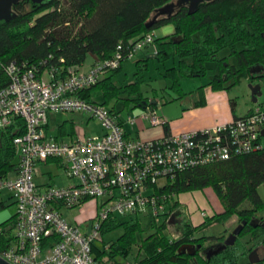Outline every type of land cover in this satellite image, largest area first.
I'll list each match as a JSON object with an SVG mask.
<instances>
[{"label":"trees","instance_id":"trees-1","mask_svg":"<svg viewBox=\"0 0 264 264\" xmlns=\"http://www.w3.org/2000/svg\"><path fill=\"white\" fill-rule=\"evenodd\" d=\"M175 1L49 0L43 5L20 1L13 7L17 16L8 22L0 21V89L9 83L4 67L11 62L35 67L38 75L53 69L60 71V67H79L88 56L95 59V64L111 58L119 44L165 27H171V32L155 37L154 53L144 54L137 61L130 83L118 85L114 81L124 62L79 96L116 115L119 112L114 106L108 108L107 105L117 100H123L126 107L132 105L133 109L154 110V104L143 90L151 58L160 63L173 60L174 65L166 71V77L171 80L169 88L177 94V100L187 95L180 79L205 77L207 64L211 62L218 64V73L209 83L215 90L227 83L232 87L243 78L253 81L258 74L264 75V0H210L199 4L193 14H188L187 7L181 6L170 16H161L146 27L160 8ZM224 50H228L229 55L219 58ZM227 57L233 58V63ZM255 68H260L261 72L253 73ZM231 106L234 108L233 101ZM17 123L23 131V121L19 119ZM18 134L12 127L0 132V179L16 171L13 139ZM261 185H264V147L227 161L180 172L168 185V191L179 196L210 188L223 207L222 213L206 217L198 226L187 219L179 220L180 237L176 240L164 234L165 217L158 227L154 219L150 228L155 231L144 236L141 218L146 216L143 213L124 216L123 221L119 219L122 216H109L100 227L101 248L93 246L94 259L98 264H126L133 246L138 245V251L144 255L136 264H239L251 251L247 243H242L243 238L249 236L251 242L262 239L260 244L264 248V221L262 217L256 220L257 213L264 214L258 193ZM245 203L250 207L242 208ZM179 205L175 201L172 209L179 210ZM176 215L180 216L181 212ZM233 216L240 221V231L233 242L223 244L222 238L216 236L194 237L199 228L224 224ZM14 218L15 213L1 226L10 225ZM118 228L123 229V234L116 241L106 243L104 236ZM9 238L0 236V253L6 249ZM55 240L53 236L45 244ZM206 242L218 243L222 248L205 255ZM258 264H264V253Z\"/></svg>","mask_w":264,"mask_h":264},{"label":"built area","instance_id":"built-area-1","mask_svg":"<svg viewBox=\"0 0 264 264\" xmlns=\"http://www.w3.org/2000/svg\"><path fill=\"white\" fill-rule=\"evenodd\" d=\"M155 37L154 31L119 44L111 58L87 70L82 65L60 67V71L38 75L35 67L25 63L11 62L4 67L9 83L0 89V132L9 127L19 131L13 139L15 174L0 179V193H8L16 208L12 223L0 227V236L10 237L0 253L8 263L98 264L93 246L101 242L100 227L109 216L143 213L155 220L167 218L178 201V195L167 190L177 174L264 147V106L257 103L247 115L225 124L142 141L126 135L119 115L79 96L152 47ZM61 71H65L63 76ZM57 113L96 119L104 134L70 142L54 139L47 126L49 115ZM140 118L153 126L163 124L150 108ZM127 122L134 124L135 119ZM51 159L59 161L66 176L76 182L40 189L35 183L38 164ZM88 200L96 201L99 210L88 231H83L66 221L60 209H79ZM53 236L57 240L45 244Z\"/></svg>","mask_w":264,"mask_h":264},{"label":"rangeland","instance_id":"rangeland-1","mask_svg":"<svg viewBox=\"0 0 264 264\" xmlns=\"http://www.w3.org/2000/svg\"><path fill=\"white\" fill-rule=\"evenodd\" d=\"M172 30L171 27H165V28H159L155 30L157 37H164L165 35L169 34V32ZM229 51L224 50L219 54V58H222L224 56H228ZM143 56V52L137 54L135 58L131 61H127L123 64L122 70L118 72L114 78V81L119 84H128L132 81L133 74L136 70V63L138 60H140ZM230 63H233V58L227 57ZM174 62L173 60H168L165 63H160L156 59L151 58L148 62V70L145 72V83L143 85L144 94L149 97L150 99L154 98L153 93L156 92V97L159 102L161 101V104H163L165 107L171 106L176 107L173 102H176L177 94L173 92L169 87L171 86V80L170 78L166 77V71L173 67ZM207 75L202 78H181L180 79V85L185 93H191V92H197L199 88H202L210 83V81L214 78L215 75L218 73V64L217 62H211L207 64ZM259 82L256 80L250 81L249 79H241L236 85L232 87H228V84L226 86L227 90L230 92L233 101L237 104V114L238 115H244L246 114L248 108L254 105L251 93L249 89V85H256ZM154 91V92H153ZM176 99V100H175ZM180 100V99H179ZM178 101V100H177ZM170 103V104H168ZM158 109L163 108L160 103H158ZM167 104V105H166ZM257 104L264 106V91L261 97L258 98ZM114 106L115 110L120 112V115L122 119H127L129 116L136 117L140 110L139 108H132V105H129L126 107L124 105L123 100H117L110 102L107 107ZM168 108V109H171ZM86 116H83L79 113H57L50 115L48 118L49 125L53 131L51 132L52 136H58V126L62 123H65V135H61L60 139L66 141H70V136L74 140L86 136H95V135H103L104 131L101 127V124L96 119H89ZM125 129L128 132H132L130 130V127L127 125L125 126ZM264 142V138L262 139ZM42 170V177L38 179V182H47L49 181V173L48 171L54 172V181L56 185L62 184L64 180L59 175V173L62 172L59 169H56L55 166H50L49 168H43ZM59 170V171H58ZM208 189V188H207ZM203 190V194H199L200 199L196 201L190 200V195L193 197L195 194L186 193L179 197V200L183 202L184 205H179V210L175 209L173 213L167 216L166 219V229L164 231V234L167 238L176 240L180 237L179 230H178V224L177 222L181 219H187L192 224H198L205 222V218L203 219L201 213H207L210 216L218 215L222 213L223 207L220 203V205L216 206L215 197L212 193L209 192V190ZM210 189V188H209ZM212 191V189H210ZM213 192V191H212ZM258 193L260 195V198L264 204V185H261L258 189ZM2 197L6 202H9L10 199L8 197V193L4 192L1 193ZM205 197H204V196ZM202 198V199H201ZM94 201V200H92ZM96 202V201H94ZM93 202V203H94ZM98 208L95 207L93 210H99V204H97ZM250 207L249 204L245 203L242 208H248ZM9 209V208H8ZM93 210L91 211V208L88 206L83 209H74V210H68L66 208H61L60 213L62 214L63 218L71 223L77 224L81 227V229L84 231L86 229V224L91 222L89 215H93ZM98 212V211H97ZM177 212H181L180 216H177ZM96 214V213H94ZM257 219L259 220L262 217V220L264 221V214L257 213L256 215ZM87 218V219H86ZM120 221L125 220L124 217L119 218ZM192 219V221H191ZM154 218L152 216L149 217H143L141 218V227L143 230V235L150 234L155 229L151 230L150 225L153 223ZM173 221L174 224H170V222ZM164 222V218L160 217L155 220L156 227L161 226ZM200 225V224H199ZM213 225V224H210ZM195 226V225H194ZM240 226V221L237 216L231 217L226 223L224 224H216L213 226H210L209 228H204L197 230L194 233V237L198 238L201 236H216L221 237L222 240L220 241L223 244H227L228 242L232 241L234 237V232L237 230V228ZM123 234V229L118 228L116 230H113L109 233H107L104 236V241L106 243H109L111 241H116L121 235ZM243 241H246L244 239ZM219 242V243H220ZM225 242V243H224ZM253 242L247 243V247H252ZM213 245V246H212ZM220 244L215 243L211 244L210 242H206L204 244V249H208L210 247H213V249H216V247H219ZM254 245V244H253ZM97 248H101L102 242L96 243ZM254 248V247H253ZM251 249V248H250ZM139 246L134 245L131 251V254L128 258V262L132 264H136V260L143 257V252L139 253ZM139 253V254H138ZM249 253V251L247 252ZM261 251L259 250V254ZM243 262V260H242Z\"/></svg>","mask_w":264,"mask_h":264},{"label":"crops","instance_id":"crops-1","mask_svg":"<svg viewBox=\"0 0 264 264\" xmlns=\"http://www.w3.org/2000/svg\"><path fill=\"white\" fill-rule=\"evenodd\" d=\"M155 34H156V32H155ZM143 55H144V53H143ZM94 60L95 59L93 57L88 56L85 63L82 65L83 69H85V70L89 69L94 64V62H95ZM227 84L229 85L230 83H227ZM227 84H224L222 89H217V90L213 89L212 86L210 84H208L202 88H199L200 90L198 89L197 92H191L190 94L187 93V95L184 98H182L178 101L176 100V102H173V104L176 105V107H173V109L171 108V106H173V105H169V107H165L163 104H161V101L159 102V100H157V97H155L154 99L149 98L150 102L152 104H154V106H155L154 110H155L157 116L160 117V119L163 121V124L158 125V126H153L149 123V121L142 120L140 118V114L144 110L141 109L139 114L136 117L129 116L125 120L122 119L120 112H119V117H120V120L122 122L123 129L129 138L134 139V140L147 141V140L158 139V138L167 136L169 134H179V133H183V132L196 131V130H202L205 128L214 127L216 125L228 123V122L232 121L234 118L243 117V116L247 115L249 113L250 109L252 108V106L250 108H248L246 114L238 115L237 114V104H236V102L233 101V98H232L230 92L227 90V88H226ZM231 101L234 102V108H232V106H231ZM158 103H160L164 107L161 109H158V105H159ZM168 104H170V103H168ZM168 108H171V109H168ZM50 115H53V114H50ZM83 116H85V115H83ZM87 118H88L87 120L90 119L89 117H87ZM129 118L135 119L134 124H130L127 122ZM126 125L128 127H130V130L132 132H128L125 129ZM58 128H59L58 129V131H59L58 136H52L51 132L53 131V129H51V127L49 125V121H48V126H47L48 135L54 139L64 141V140L60 139V136L65 135V133H67L65 131V123L60 124L58 126ZM262 137L264 138V136H262ZM70 139H71L70 141H74L72 136H70ZM70 141H66V142H70ZM50 166H55L56 169H59L60 171L62 170V172L59 173V175L64 180V182L62 184L56 185V183L54 181V179H55L54 174L55 173L50 171V170L48 171L49 181H47V182H44V181L38 182L37 181L38 179H40L42 177L41 167L49 168ZM14 174L15 173H13L12 175H14ZM75 182L76 181L74 179H70L66 176L63 166L57 160L51 159L45 163H39L38 164V175L35 177V183L40 187V189H44L50 185H52V186H67L70 184H74ZM207 190H209V192L212 193L213 196L215 197V201H216L215 205L216 206L220 205V202L217 199V197L215 196L214 192L210 191L209 188ZM2 193H4V192H2ZM190 193L192 195L195 194V196L192 197L190 195V197H189L191 202H192L193 200L196 201V200L200 199L199 194H201V193L203 194V191H195V192H190ZM184 194H186V193H184ZM181 195H183V194H180L178 196V202H179V204L184 205L183 202L179 200V197ZM8 197H9L10 201L6 202L4 200V198L2 197V195H0V226L8 223L7 221L15 213L16 208H15L14 200L11 198V196L9 194H8ZM93 202L94 201H92V200H88L79 209H83V208L88 206L89 208H91V211H92L93 209H95V207L98 208V206H97L98 203H96V202L93 203ZM97 211H98V209L96 211L93 210V212H91V213H93V215H89V217H88V218H90V221H92L95 218ZM94 213H96V214H94ZM201 215H202L203 219L210 216L207 213H204V214L201 213ZM191 221H192V219H191ZM69 223H71V222H69ZM201 223H198V224L193 223V225L198 226ZM71 224H74V223H71ZM90 225H91V222L87 223L86 229L84 231H88V228L90 227ZM7 226H9V224H7L5 227H7ZM1 227H3V226H1Z\"/></svg>","mask_w":264,"mask_h":264},{"label":"water","instance_id":"water-1","mask_svg":"<svg viewBox=\"0 0 264 264\" xmlns=\"http://www.w3.org/2000/svg\"><path fill=\"white\" fill-rule=\"evenodd\" d=\"M22 0H0V21H10L14 19L17 15L13 11V7L19 3ZM34 4L43 5L49 0H30ZM205 1L210 0H176L175 2L168 4L162 8H160L155 15L153 16V19L146 25V27L152 26V24L161 16H170L176 8H180L181 6H187L188 14H193L197 11L199 4ZM155 49L153 47L148 48L143 53L144 54H151L154 53ZM253 73L255 72H261L260 68H255L252 70ZM260 79H264V75L260 77ZM249 89L251 92V98L253 103H257V100L259 97L262 96L264 91V81L262 83H258L256 85H249ZM262 136H264V130L261 133ZM170 224H174L173 221L170 222ZM240 227L237 228V230L234 232V237L239 234ZM233 237V238H234ZM0 264H10L7 261H5L0 256Z\"/></svg>","mask_w":264,"mask_h":264},{"label":"flooded vegetation","instance_id":"flooded-vegetation-1","mask_svg":"<svg viewBox=\"0 0 264 264\" xmlns=\"http://www.w3.org/2000/svg\"><path fill=\"white\" fill-rule=\"evenodd\" d=\"M261 76H263V75L262 74H258V78L255 79L259 83H262L264 81V79H260ZM244 239H246V241H243ZM233 240H234V238L232 239V241H230L228 243L233 242ZM241 241H242V243H249V242H251L249 236L243 238ZM261 241H262V239L261 240H258L256 242H253L254 245L251 243L252 244V247H250L251 248V251H249V253H247L246 256H243L240 259L239 264H258L261 261L262 256H263V253H264V248L260 244ZM221 248H222L221 246L216 247V249H213V247H210V248L204 250L203 253L205 255H210V254H213L215 251L220 250ZM259 250L261 251L260 254H259ZM242 260H243V262H242Z\"/></svg>","mask_w":264,"mask_h":264}]
</instances>
